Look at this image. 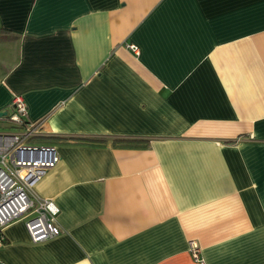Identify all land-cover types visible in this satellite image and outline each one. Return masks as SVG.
I'll return each mask as SVG.
<instances>
[{
  "label": "crops",
  "instance_id": "obj_1",
  "mask_svg": "<svg viewBox=\"0 0 264 264\" xmlns=\"http://www.w3.org/2000/svg\"><path fill=\"white\" fill-rule=\"evenodd\" d=\"M0 28L62 230L11 224L2 263L264 264V0H0Z\"/></svg>",
  "mask_w": 264,
  "mask_h": 264
},
{
  "label": "built area",
  "instance_id": "obj_2",
  "mask_svg": "<svg viewBox=\"0 0 264 264\" xmlns=\"http://www.w3.org/2000/svg\"><path fill=\"white\" fill-rule=\"evenodd\" d=\"M126 48L139 53L134 44ZM11 106L13 112L6 116L11 128L0 130V245L5 241V228L20 220L31 243H43L62 234L57 225L60 211L51 199L37 195L36 186L57 166L60 156L53 146L29 142L41 136L43 123L27 120L23 98L14 96ZM190 253L196 263L203 264L193 243Z\"/></svg>",
  "mask_w": 264,
  "mask_h": 264
},
{
  "label": "trees",
  "instance_id": "obj_3",
  "mask_svg": "<svg viewBox=\"0 0 264 264\" xmlns=\"http://www.w3.org/2000/svg\"><path fill=\"white\" fill-rule=\"evenodd\" d=\"M11 37H14V36L9 34L8 31H5L2 28H0V39L7 40V39H10ZM7 117H6V119H7ZM43 140L44 141H41V142L45 143V144H52V142H53L51 139H47V140L43 139ZM29 142L30 143H36V141H34L33 139L29 140ZM92 142H94L95 144H103L105 141L104 140H92Z\"/></svg>",
  "mask_w": 264,
  "mask_h": 264
},
{
  "label": "rangeland",
  "instance_id": "obj_4",
  "mask_svg": "<svg viewBox=\"0 0 264 264\" xmlns=\"http://www.w3.org/2000/svg\"><path fill=\"white\" fill-rule=\"evenodd\" d=\"M10 112V111H9ZM1 127H7L9 125L8 121H1ZM49 145V144H48ZM50 146V145H49Z\"/></svg>",
  "mask_w": 264,
  "mask_h": 264
},
{
  "label": "water",
  "instance_id": "obj_5",
  "mask_svg": "<svg viewBox=\"0 0 264 264\" xmlns=\"http://www.w3.org/2000/svg\"><path fill=\"white\" fill-rule=\"evenodd\" d=\"M7 116V113L3 112V113H0V119Z\"/></svg>",
  "mask_w": 264,
  "mask_h": 264
}]
</instances>
